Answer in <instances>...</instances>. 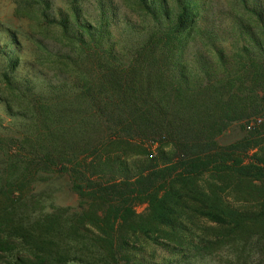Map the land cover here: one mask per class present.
Masks as SVG:
<instances>
[{
	"label": "trees",
	"instance_id": "obj_1",
	"mask_svg": "<svg viewBox=\"0 0 264 264\" xmlns=\"http://www.w3.org/2000/svg\"><path fill=\"white\" fill-rule=\"evenodd\" d=\"M92 1L85 7L89 0H66L62 10L52 0H26L44 28L61 34L63 44L51 52L58 74L67 76L58 89L79 91L82 102L55 125L61 172L78 207L47 215L39 229L2 236L0 251L10 239L21 246L5 264H131L141 239L178 251L195 240L213 244L193 235L202 222L213 227L214 241L244 238L263 252L264 5L239 0L229 28L207 30L200 22L212 19L213 8L202 17L203 6L193 0H133L129 9ZM140 27L146 41L124 62L112 30L137 34ZM233 33L239 42L230 61L215 44ZM196 35L212 44L214 68L201 55L188 60L200 69L189 71L184 57ZM18 46L12 40L6 53ZM83 54L93 58V78L75 76ZM18 67L15 61L9 69ZM8 78V87L19 81ZM241 123V140L219 147L216 139ZM138 142L158 145L157 156Z\"/></svg>",
	"mask_w": 264,
	"mask_h": 264
},
{
	"label": "rangeland",
	"instance_id": "obj_2",
	"mask_svg": "<svg viewBox=\"0 0 264 264\" xmlns=\"http://www.w3.org/2000/svg\"><path fill=\"white\" fill-rule=\"evenodd\" d=\"M92 2L84 3L85 7ZM115 2L121 9H129L133 5V0ZM257 2L264 5V0ZM27 3L26 0H0V239L7 233L15 235L39 229L47 215L78 207V198L70 190L71 181L61 172L63 162L59 155L63 148L55 125L67 115L64 110L70 108L75 113L82 102L76 97L79 91L67 93V87L58 89L62 77H67L58 74L57 64L60 62L51 54L60 49V43L63 44L59 30L44 28L36 6ZM52 3L55 8L67 9L66 0H52ZM193 4L203 6L205 13L202 12V17L213 8L212 19L206 16L205 22H200L201 27L207 30L214 26L227 29L240 15L239 0H193ZM171 7L174 8L172 2ZM149 24L147 22L143 26ZM146 38L141 27L137 34L121 33L113 28L110 41L120 53L121 60L127 62ZM12 40H16L19 46L8 54L5 46H9ZM188 41L184 59L189 71L200 69L198 65L191 68L192 63L188 60H199L201 55L208 59L207 67L214 68L212 44L201 35L190 37ZM237 42L235 33L227 34L215 47L222 49L231 61L234 55L232 46ZM81 57L75 76L90 75L93 78L96 72H92V56L83 54ZM15 61L19 67L12 72L9 67ZM34 72L42 77L35 79ZM4 75L7 78L15 76L19 81H11V87H8ZM242 128V123L231 125L216 139L218 146L226 147L241 140L244 135ZM102 136L107 137L104 133ZM138 143L144 145L148 154L157 156L158 145ZM64 163L67 168L73 164ZM231 198H227L228 202ZM144 209V206H138L136 213L143 215ZM212 229L211 225L202 222L195 227L193 235L202 237L203 241L211 239L213 244L195 240L196 246L184 245L182 251L141 239L131 252V264H264V251L254 249L244 238L214 241ZM163 235L154 234L153 237L162 238ZM23 239L19 241L23 243ZM15 246L21 247L10 239L2 247L0 264H5Z\"/></svg>",
	"mask_w": 264,
	"mask_h": 264
}]
</instances>
